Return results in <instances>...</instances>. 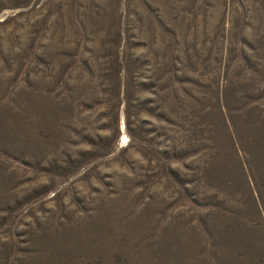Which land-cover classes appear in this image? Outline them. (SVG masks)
I'll return each instance as SVG.
<instances>
[{"label":"rangeland","instance_id":"obj_1","mask_svg":"<svg viewBox=\"0 0 264 264\" xmlns=\"http://www.w3.org/2000/svg\"><path fill=\"white\" fill-rule=\"evenodd\" d=\"M0 264H264V0H0Z\"/></svg>","mask_w":264,"mask_h":264}]
</instances>
